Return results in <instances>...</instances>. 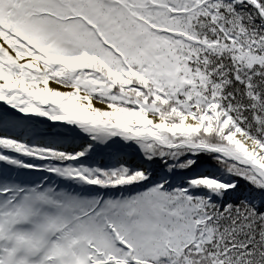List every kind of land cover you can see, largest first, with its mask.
<instances>
[{"label":"snow or ice","instance_id":"obj_1","mask_svg":"<svg viewBox=\"0 0 264 264\" xmlns=\"http://www.w3.org/2000/svg\"><path fill=\"white\" fill-rule=\"evenodd\" d=\"M0 264H264V0H0Z\"/></svg>","mask_w":264,"mask_h":264}]
</instances>
